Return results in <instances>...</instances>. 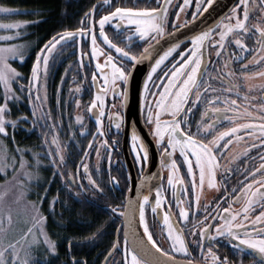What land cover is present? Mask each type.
<instances>
[{"label":"snow or ice","instance_id":"obj_1","mask_svg":"<svg viewBox=\"0 0 264 264\" xmlns=\"http://www.w3.org/2000/svg\"><path fill=\"white\" fill-rule=\"evenodd\" d=\"M104 2L108 4L111 0H104ZM213 2L214 0H203L201 4L200 0H197L192 20L186 21L182 26L186 27L188 23L196 20L198 14L207 12ZM191 3L192 0H183V4L179 6V12L175 14L177 20H179L180 12H184ZM156 5L145 8L112 5L114 10L108 9V14L100 15L98 19L96 18L97 10L93 7L84 14L85 18L79 22V27L75 30L58 32L43 45L32 67L31 81L27 85H20L22 93L27 92L30 98L38 102L34 104L33 116H36L39 110L38 119L43 120L45 122L43 127L49 129V133L43 135V143L47 145L43 157L38 152L32 153L36 172L43 166V161L47 160L51 168L55 170L53 176H59L68 192L78 198L87 197L89 192L103 195L104 188L98 179L94 178L87 163L81 162L74 172L68 171V160L65 158L60 133L55 131L62 126V120L60 124L55 120L49 124L48 121L53 119L52 109L45 107V101L48 98L49 62L54 58L58 46L61 53L66 47H79L78 66L81 69L85 67L89 69L92 83H97L98 77L102 79V84L97 87L95 99L87 107V111L93 113L98 125V134L104 137L103 118L108 94L111 93L113 99L120 98L122 105L127 102L126 87L130 80V72L124 61L130 62L132 67L142 61H152L153 66L147 77L148 81H152L153 75L157 73L161 65L173 57V54L177 53L181 44L184 43L177 39L166 41L168 44L166 48L161 45L160 42L166 35H174L168 32L169 8L172 0H162V2L156 0ZM248 5L249 0H239V6L242 8L234 7L229 15L214 26L194 29L195 34L190 38L191 47L185 45V49L178 53L179 58L171 64L168 72L163 74L168 77L166 81L160 80L159 85L153 84L155 91L149 90L148 83L144 85L145 101L149 97L152 99V103L146 105V121L152 129L151 135L162 154L161 167L169 169L167 184L172 188L181 220L171 219V204L167 206L169 210L162 213L165 239L170 241L169 249L166 250L153 238V232L149 229L146 219V206L150 204L149 195L137 192L135 200L128 198L123 204L110 206L109 212L114 217L122 218L125 228L128 229L123 236L125 264H179L174 253L191 256L189 247L192 243L196 245L206 262L210 260V264H232L227 256L222 258L213 250L214 247L219 246L218 238H225L241 257L248 252L256 258L255 264H264V153H261L257 167L241 170L244 179L238 181L237 186L229 188L227 184L222 185L225 192L223 201H217L213 205L205 204L203 219L196 218L201 212L200 200L205 186L219 190L221 185L217 183V172L221 169L225 172L233 171L222 164V160L232 151L229 146L233 145V140L243 146V151L233 155L228 163L234 162L241 156H248L254 148H264V99L261 100L258 114L254 115L251 109L255 106L249 102L248 95H241L242 85L234 82L236 72L231 70L233 60L242 62L246 58L237 55L235 50L228 51L229 48H233L239 52H247L249 48L244 43V39L251 40L258 37L255 40L257 48L253 51L258 50L259 59L253 56L249 63L264 61V26H262L264 20L260 23H250ZM261 7L264 10V0H262ZM16 11L18 10L14 8L0 6V13L5 16ZM114 21L116 22L114 25L116 39L124 43L125 47L119 46L105 32V26L112 25ZM28 23V21L0 22V30L12 32L11 35H0V41L10 42L0 45V84L3 85V91L0 93V136L2 137H9V127H11L13 129L12 138H14L17 124L28 119L27 117H20L18 120L9 119L12 115L9 104L19 99L12 84L22 79L21 74L10 61L23 62L27 51L26 44L11 42L21 37L20 29ZM173 27L179 26L173 25ZM129 32L131 34H126ZM98 35L103 37L102 44L119 54V63L112 51H105L98 46ZM133 37L144 42L143 50L139 54L133 51ZM85 47H88V51H85ZM101 56L105 57L103 63L100 62ZM214 58L216 64H213ZM93 60L95 61L94 66ZM210 66L211 71H209ZM247 69L248 63H242L240 72L245 82L250 79ZM257 75L264 77V72L257 73ZM157 79L160 78L157 77ZM33 88L36 89L35 93L32 91ZM76 91L80 89L77 88ZM238 100L249 103L246 106L244 103H238ZM76 106L79 108V101L76 102ZM111 107L116 108V104L113 103ZM195 108H202L198 122H194L190 115L193 114ZM93 110L96 111L93 112ZM108 120L114 123L117 130L123 123V117L119 111L110 113ZM75 121L83 127L84 118L82 116L76 115ZM224 121L233 126L221 131L219 129ZM257 131L259 136H255ZM245 135L253 142L244 143ZM131 139L135 160L143 167V162L149 155L147 146L135 132L132 133ZM256 140L259 143H256ZM87 146L89 149L92 148L91 143ZM101 146L110 153L112 145L108 144L107 139L103 140ZM177 150L187 166L185 173L189 177L187 184L184 176L179 174L180 165L174 158ZM17 152L21 157L19 161L15 156L0 148V171H5L7 167H12L14 173L17 170H23L21 180V185H23L24 179L31 180L36 173L28 170L32 166L23 159V152L19 149ZM83 155L87 157L88 154L83 153ZM96 156L100 159L98 148ZM106 159L110 161V155H107ZM96 171H99L98 166ZM111 181L113 184L119 183L115 177H111ZM141 183L142 187L145 186L144 181ZM177 185L180 186L179 189ZM178 191L182 196L177 195ZM189 194H191V199H188ZM2 199L3 196H0V200ZM55 203L56 201L53 200V208ZM33 207L36 208L35 205ZM150 207L154 216L158 214V209L163 207L162 192L159 187L155 190V201ZM257 208H259L258 213ZM36 211L38 214V208ZM190 212L194 218L191 221ZM6 219L8 228L4 227L3 218H0V264H34L33 252L35 247L41 243L46 245L48 252L56 253V241L52 240L42 227H36L42 239L33 235L31 227L19 239L10 238L9 229L13 219L10 210ZM44 220L46 217L37 215V224ZM181 222L184 228L175 227ZM137 224L143 227L142 235L135 227ZM184 229H187L193 237L192 241L186 239ZM30 236L31 242L29 243ZM130 238L131 251H129ZM205 240L209 241L210 246H205ZM120 246L121 242L117 239L108 256L110 257L112 252ZM73 264H87V262L73 260ZM188 264H192V261L189 260ZM240 264H243L242 259Z\"/></svg>","mask_w":264,"mask_h":264},{"label":"flooded vegetation","instance_id":"obj_2","mask_svg":"<svg viewBox=\"0 0 264 264\" xmlns=\"http://www.w3.org/2000/svg\"><path fill=\"white\" fill-rule=\"evenodd\" d=\"M225 1V0H224ZM228 5H226V9L222 10L220 8L219 0H214L212 6L208 8L207 12H202L197 15V18L194 22L188 23L187 26H182L186 21L192 20V14L196 11V3L197 0H192L190 6L185 8L184 12H180L179 20L176 19V13L179 12V6L183 4V0H172V5L169 8V18H168V32L173 33L181 28V40L184 43L181 44L180 49H178L177 53L173 54V57H170L168 61H165L161 68L157 70V73L153 75L152 81H148V87L150 91H155L153 88V84L159 85L160 80H165L168 77H165L163 74L168 72L171 64L177 60L178 53L185 49V45L191 47L190 38L194 33V29H205L210 26H214L216 23L220 22L227 15L232 12L234 7L239 6V0H232L234 3L229 6V0H226ZM162 2V0H161ZM201 4H203V0H200ZM262 0H249V11H250V23H260L264 20V10L261 7ZM112 5L121 6V7H133V8H145V7H155L156 0H111L110 3L106 4L104 0H80L79 8L74 12V17H68L66 23L62 26L55 27L52 29L49 37L45 39L42 46L39 48L38 52L34 53L33 60L30 58L28 61H25V70L23 75V81L28 82H20L19 85H27L31 81V70L35 64L36 56L39 54L43 45L56 33L64 32L65 30H75L79 27V22L85 18L84 14L89 12L93 7L96 8V18L98 19L100 15L108 14L107 10L112 9ZM215 8V11L209 12L210 9ZM42 13L37 12V21L44 20L46 17L41 15ZM115 21L112 25L105 26V32L109 36L110 39H113L114 42L118 43L119 46L125 47L124 43H121L120 40L116 39V34L114 31ZM173 25H177L179 27L174 28ZM264 26V25H262ZM98 30V24H97ZM126 34H131L126 33ZM166 35L165 37H167ZM258 37H254L249 40L247 38L244 39V43L248 45L249 51L247 52H239V50L229 48L228 51H236V54L242 57H245L242 62H238L233 60L231 70L236 72V77L234 78L235 83H239L242 85L240 91L241 95H248L250 98V103L255 107L251 110L253 114H258V110L260 108L261 100L264 99V77L257 75V73L264 72V61L260 63H249L253 59V56H256L259 59V55L257 51H253L256 49L255 40ZM98 46L103 48L105 51H112L114 57H116L117 63L120 61V56L118 53H115L114 50H109L106 45L102 44L101 41L103 37L97 36ZM71 43V42H70ZM133 51L136 54H139L143 50L144 42L140 41L137 37H133L132 41ZM85 51H88V47H85ZM80 49L77 46L66 47V49L61 53L59 51V46L57 52L54 53V58L50 60V70L48 78L50 74L54 72L53 65L55 61L58 59L56 68V76L59 79V73L61 77L66 73V77L60 78V80H65V85L63 83V92L57 95L54 91H50L53 89L52 82L47 83V92L48 98L45 101V107L52 109L53 119L48 121L49 124L53 122V120L64 119L67 121L70 115H80L84 118L83 127L80 125L77 129V132L69 133V139L67 140V144H65V148L67 149V153L70 155L69 161V171L74 172L77 167L80 166L81 162L87 163L89 169L93 172L94 178L98 179V182L104 188V194L100 195L98 193L89 192L87 197L81 196L80 203L82 205L90 203L92 207L98 208L100 212L108 211V216L110 217L109 207L114 206L116 204H123L126 202L127 195L129 193V189L134 183L133 180L136 179L139 185L142 186V181L145 182V188L142 190L143 195H149L150 204L146 206V219L149 223V229L153 232V238L157 240L158 244L164 249H169L170 241L165 239L166 232L164 231V226L162 223V213L168 209V205L171 204L172 207L170 209L172 215L171 219L173 221H180L181 218L178 213V209L175 204V199L173 197L172 188L167 184V178L170 175L169 169L161 167V158L162 154L160 148L157 146L155 139L151 135L152 129L148 126L146 121V105L152 103L151 97L147 101H145V92L142 98L141 105H135L133 103L121 104L120 98L113 99L111 93L108 94L106 107H105V117L103 118L104 124V137L99 136L98 134V125L96 123V119L94 118L93 113L87 111V107L90 103L95 99L97 94V87L99 84H102V79L98 77L97 83L91 82V73L87 67L81 69L78 66V62L80 59L79 56ZM87 59V57H86ZM105 57H100V62H104ZM54 61V62H53ZM31 66H30V64ZM95 61L93 60V66ZM124 63L128 66L129 72L132 70L131 63L128 61H124ZM242 63H248L247 75L250 77L246 82L241 78L240 68ZM213 64H216L215 58L213 59ZM30 67V68H29ZM211 66L209 67V71H211ZM106 71H110V69H106ZM157 77L160 79L158 80ZM75 89H72L75 86ZM217 86H219L217 84ZM79 88L80 91H76ZM249 89H251L249 91ZM76 92L74 93L73 92ZM33 93H35L36 89L33 88ZM23 94V93H22ZM233 98H236L233 96ZM254 98V99H253ZM79 101V108L76 106V102ZM249 102H244L242 100H238V103L247 104ZM34 99L30 98L28 95H19V118L20 117H29L31 116V126L29 118L27 120H23L19 122V145H26L28 141L32 140L33 148H37L40 146L39 142H43L40 140V136L42 133L47 131L49 133V129L47 127H43L44 121L39 120V110L37 111V115L33 116V107L36 104ZM115 103L116 108H112L111 105ZM59 112L58 118L54 115V112ZM96 110H93L95 112ZM119 111L120 115L123 117V123L121 128L117 130L114 126V123H111L108 120V115L112 112ZM202 111V108H195L193 114L191 115V119L194 122H198L200 119L199 113ZM57 112V113H58ZM61 113L63 114L61 116ZM259 123V121H257ZM72 124V123H71ZM227 121L223 122V125L219 130H224L226 127H231ZM70 125H68V128ZM79 130V132H78ZM42 131V133H41ZM135 132L138 135L143 143L147 146L148 149V158L143 162V167L141 164L137 163L135 160V151L133 146V141L131 139L132 133ZM44 133V134H46ZM75 133V135H73ZM43 134V135H44ZM71 134L73 139H71ZM42 135V140H43ZM255 136H259V132L255 133ZM51 138V137H50ZM49 138V139H50ZM210 138V137H209ZM107 139L108 144L112 145L110 153L106 151L103 144V140ZM253 142L251 138L245 135V142L250 144ZM259 143L258 140L255 141ZM92 144V148H88V144ZM28 146V145H27ZM55 147L54 145L52 146ZM232 151L227 154V157L222 160V164L227 168L233 169V171L225 172L223 169L217 172V183L221 185L219 190L208 188L205 186L200 200V208L201 212L198 214L196 218L203 219V208L205 204L213 205L217 201H223L225 192L222 185L227 184L229 188L237 186L238 181L244 179V175L241 173L243 168H255L260 163V155L264 153V148H254L248 154V156H241L239 159L235 160L232 163H228V160L231 159L233 155H236L243 151V146L238 144L235 140H233V145L229 146ZM99 149L100 159L96 156V149ZM38 149V148H37ZM83 153H87V157L83 155ZM110 155V161L106 159V156ZM255 159H252V158ZM177 163L180 165L179 174L184 176L185 183L187 184L189 177L185 175L187 171L186 164L183 163V157L180 155L179 150H177L175 157ZM194 159V157H191ZM99 167V171H96V167ZM151 171V173L148 172ZM45 179H41L36 184L37 189L47 196L48 199H45L46 203H51V196L53 193H58L59 191H65L68 198L64 195V206L66 207V202L70 203V208H75L77 204V197L71 195L68 190L64 187V182L59 176H49L47 171L44 170ZM148 175V178H147ZM44 176V175H43ZM111 177H115L118 184H113L111 181ZM86 183V181H85ZM160 188L162 192V204L163 207L158 209V214L154 216L151 212L150 205L154 204L155 201V190L156 188ZM179 185L177 188L179 189ZM177 195L182 194L178 191ZM183 198V197H182ZM191 194H189L188 199H191ZM91 202H90V201ZM83 201V203L81 202ZM61 204V203H60ZM58 204L59 206H61ZM86 206V205H84ZM187 207V205H185ZM235 207V206H234ZM259 212V208H257V213ZM49 214V213H47ZM112 215V214H111ZM50 217V215H49ZM192 213L190 212V221L193 220ZM49 222V221H48ZM177 228H184L183 222L175 225ZM191 227V224H189ZM104 231H109L113 234L114 243L117 239L120 240L121 246L117 248L114 252V255L119 257L123 264L124 262V251H123V219L111 216L110 220L103 227ZM119 230V231H118ZM185 236L188 241H192L193 237L188 233L187 229H184ZM219 246L214 247V251L217 252L222 258L227 256L228 259L232 262V264H240L241 259L243 264H255L256 258L252 255H249L248 252H245L241 257L236 249H234L225 238H218ZM205 246H210L209 241H204ZM129 251H131V247L129 246ZM250 251V250H249ZM189 252L191 256H186L183 253H174L176 259L191 260L197 264H210L209 261H205L202 258L201 252L196 248L194 243L190 244ZM206 254V253H205Z\"/></svg>","mask_w":264,"mask_h":264},{"label":"rangeland","instance_id":"obj_3","mask_svg":"<svg viewBox=\"0 0 264 264\" xmlns=\"http://www.w3.org/2000/svg\"><path fill=\"white\" fill-rule=\"evenodd\" d=\"M65 2V0H64ZM0 6H4V7H10V8H14L18 11H16L15 13H11V14H7V16H5V14L0 13V22L3 23H10V22H16V21H28L29 23L22 27L20 29L22 35L21 37L16 40V41H12L11 43H23L27 45V51H26V55L24 58L23 62H14V61H10V63H12V66L14 68H16L17 72H19L21 74V77L23 78V75L25 74V70H24V65H25V61H28L30 58L33 60V56L34 53L38 52L39 48L41 47V45L44 43L41 42L43 36H39L38 35V25L34 26L36 20L31 21V20H27L25 18L27 17H23L20 16L19 14L24 12L22 9H18L16 7L10 6V5H6V4H1ZM15 31V30H13ZM12 32L10 31H5V30H0V35H11ZM7 43H10L8 41H0V45H6ZM54 62V61H53ZM58 63V59L55 61L54 65L56 66ZM19 65V68L18 66ZM54 72L52 74H50V77L47 78V83L48 80L49 82H52L53 85V89H51L50 91H54L57 95L61 94L63 92V83L65 85V80H60V78L66 77V73L63 75V77H61V75L59 76V79L56 76V68L54 67ZM27 78V81H23V79H18L16 82H14L12 84V87L16 90L17 95L19 97V95H27V92H22L20 91V85L19 82H24L27 83L28 82V76L25 77ZM77 85L73 86L72 89H75ZM3 91V85L0 84V93H2ZM49 90H47L48 92ZM43 94V93H41ZM11 110H12V115L9 117V119L12 120H18L19 119V99H17L14 102H10L9 104ZM58 112V111H57ZM56 111L54 112V115L57 116L58 118V114ZM26 117V116H25ZM75 117L76 115H70V117L68 118V120L66 121L63 117V119H59L56 120L55 122L60 124L61 120H62V126L58 129H56L55 131H58L60 133V140L62 142V146L64 147V154H65V158L68 160V171L69 169V161H70V155L69 153H67V149L65 148V144H67V140L70 138L69 137V133L72 132H77L75 129L78 128V126H80V124L76 123L75 121ZM29 118V123L31 126V121L32 118L31 116L27 117ZM72 123V124H71ZM68 125H70V127L68 128ZM75 128V129H74ZM19 130V123L17 124L16 129L14 130V138H12L13 136V129L11 127H9V137H2L0 136V148L4 149L8 154L13 155L16 157V160L19 161L20 160V153L17 152V149H19L21 152H23V159L29 162V165H31L32 167L29 168V171H33L34 173H36V175H34V177L31 180H27L24 179L23 181V185H21V180L23 179V170H17L15 173L13 172V168L12 167H7L5 171H0V196H3V199L0 200V218H3L4 221V227L8 228V222H7V214L8 211H11L12 214V224L11 227L9 229V237L10 238H16L19 239V237L22 234H25L27 232L28 228H33V235H35L36 237L42 239V235L41 233L36 231V227H42L43 231L46 232L48 234L49 237L50 233H49V215L53 216L54 213V208L52 207L51 203H46L45 199H48L46 195H44L42 192H40L37 187L36 184L38 185V182L40 181V178H43L44 174V170L47 171V173L50 175H52V173L55 171L54 169L51 168L49 162L47 160L43 161V166H41L38 170V172H36L35 169V160L34 157L32 155L33 152H38L41 154V156L43 157L47 145H44L43 142H39L40 146L37 148H33L31 141L30 140L27 142L26 145H19V132L16 133V131ZM47 131H45L44 133H46ZM79 132V130H78ZM42 133V131H41ZM42 133L40 136V140H42V135L44 134ZM51 135L49 134L50 138ZM71 139H73L72 134H71ZM28 145V146H27ZM25 150H31V151H25ZM66 198L68 194H66L65 191L61 192L59 191L58 193H53L51 196V200H55L56 203L55 204H60L64 201V196ZM57 197H59V199H56ZM77 204H76V210L78 209L80 212L85 211L86 207H87V202L86 206L82 205L80 203V197H77ZM69 202H66V207L62 204H60L61 206L65 207V208H69ZM33 205L36 206V208H38V214L36 211V208L33 207ZM78 205L80 207H78ZM84 208V209H83ZM95 208V207H93ZM97 212H95L98 216H100L102 213H104L106 216H104V220L99 224L98 222L96 223V231L94 233V238H96L99 233H101L102 231H104V228L106 226V224L108 223V221L110 220V217L108 216V211H102L100 212V210H98V208H95ZM49 213V214H47ZM37 215H41L43 217H46V220H44L43 222L37 224ZM35 225V226H34ZM107 234H112V232H107ZM51 239L53 240V238L51 237ZM102 239V237H101ZM100 239V240H101ZM113 238H111V242L114 241L112 240ZM31 242V236L29 237V243ZM57 243V242H56ZM100 243V242H97ZM112 251V249L110 250ZM49 254H52L50 252H48L46 250V245L44 244H39L35 247V250L33 252V256L32 259L34 261V264H37L40 261H44L45 258H48ZM108 256V254L106 255V257ZM113 254L111 255L110 258H112ZM105 257V259H106ZM104 259V261H105ZM110 260V259H109ZM108 260V262H109ZM103 261V262H104ZM107 262V264H108ZM110 264H116V260Z\"/></svg>","mask_w":264,"mask_h":264},{"label":"trees","instance_id":"obj_4","mask_svg":"<svg viewBox=\"0 0 264 264\" xmlns=\"http://www.w3.org/2000/svg\"><path fill=\"white\" fill-rule=\"evenodd\" d=\"M79 1L0 0V3L22 9L24 12L19 15L27 17L25 19L31 21L37 19V12L42 13L41 15L46 18L39 22L36 20L34 26L39 24L38 35L43 36L41 41L43 42L49 37L52 29L65 24L68 17H74L72 15L79 8ZM26 65L23 67L24 70ZM17 66L19 68V65ZM18 132L19 130L16 131V133ZM42 179H45V175ZM61 204L64 205V201ZM76 207L74 209L73 207L70 208L69 204V208H65L55 204L53 216L49 217L48 230L50 236L57 242V251L55 254H49L48 258L37 264H73V260L86 261L87 264H103L106 255L112 249L113 242H111V238H113L114 233L106 235L108 231H102L96 238H94V233L96 231L95 227H97L96 223L100 224L106 215L102 213L98 216L95 213L97 212L96 209L90 203H87V207L83 212L76 210ZM78 207L80 206L78 205ZM115 260L116 264H123V261L114 254L108 264Z\"/></svg>","mask_w":264,"mask_h":264},{"label":"water","instance_id":"obj_5","mask_svg":"<svg viewBox=\"0 0 264 264\" xmlns=\"http://www.w3.org/2000/svg\"><path fill=\"white\" fill-rule=\"evenodd\" d=\"M220 8L222 10L226 9V5H228V2L225 0H219ZM234 2L232 0H229V6H231ZM215 11V8H212L209 10V12ZM174 35L167 36L163 40H161V45L164 46L165 48L168 46L166 41H174V40H181V28L178 29L177 31L173 32ZM153 66L152 61H142L141 63L135 65V67L132 68L130 71V80L127 84L126 91H127V102L128 103H133L135 105H141L142 98L144 95V85L145 83H148L147 77L150 74L151 67ZM151 173V171L148 172ZM147 175V178H148ZM133 184L131 186V192L128 193L127 199L131 198L135 200L136 198V193L140 192L142 195V190L145 188V186L139 185L138 181L136 179L133 180ZM126 199V200H127ZM137 228V231L142 235L143 234V227L142 225H135ZM123 229L124 232L127 231L128 229L125 228L124 222H123ZM129 246L131 247V238L129 239ZM111 257V256H110ZM109 256H107L103 264H107L108 260L110 259ZM176 259V258H175ZM176 261L179 262V264H188L189 261L186 260H181V259H176ZM192 264H197L195 262H192Z\"/></svg>","mask_w":264,"mask_h":264},{"label":"bare ground","instance_id":"obj_6","mask_svg":"<svg viewBox=\"0 0 264 264\" xmlns=\"http://www.w3.org/2000/svg\"><path fill=\"white\" fill-rule=\"evenodd\" d=\"M42 46V45H41Z\"/></svg>","mask_w":264,"mask_h":264}]
</instances>
